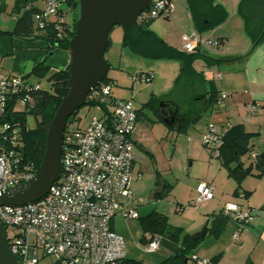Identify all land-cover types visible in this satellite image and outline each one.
Listing matches in <instances>:
<instances>
[{
    "label": "built area",
    "instance_id": "built-area-1",
    "mask_svg": "<svg viewBox=\"0 0 264 264\" xmlns=\"http://www.w3.org/2000/svg\"><path fill=\"white\" fill-rule=\"evenodd\" d=\"M44 3L32 16L36 27L43 29L49 21L63 22L66 0H34L25 10ZM175 8L173 0H153L141 13L137 23L168 18ZM17 20V16H13ZM184 51L194 53L203 48L218 50L221 43L198 33L183 36ZM220 78L221 75L219 74ZM152 75L132 76L134 83H149ZM41 84L25 74H0V195L6 190L31 180L36 174L34 166L24 164L21 154V136L18 127L6 121L7 106L16 99L15 109L25 110L32 103L33 94ZM113 84L101 83L87 97L88 103L102 106V118L93 119L83 127H66L61 151V175L47 194L23 205L0 206V221L7 231L10 251L16 264H40L50 258L59 264H122L126 247L122 236L113 228L114 218L139 219L132 190L135 155L133 134L137 123V109L132 100L113 98ZM221 98H227L222 93ZM257 110L248 106L249 114ZM231 124L210 123L201 137L202 144L214 158L221 156L224 136ZM256 159L257 154L251 153ZM141 175L138 174V179ZM214 188L201 181L196 197L187 204L178 205L177 211L198 209L213 200ZM221 214L238 223L233 238L253 220V213L237 203H226ZM150 239V237H148ZM159 249L157 238L145 244V250ZM196 264H212L205 259L193 258Z\"/></svg>",
    "mask_w": 264,
    "mask_h": 264
},
{
    "label": "crops",
    "instance_id": "crops-1",
    "mask_svg": "<svg viewBox=\"0 0 264 264\" xmlns=\"http://www.w3.org/2000/svg\"><path fill=\"white\" fill-rule=\"evenodd\" d=\"M15 3V0H0V8H3L2 12L11 14L13 18ZM216 3L224 6L228 10V20H235L234 25L237 34L234 35V32L230 31V23H227V20L218 28L201 34V36L205 38L220 39V48L218 50L203 48L201 52L216 58L231 57L239 59L229 63L222 62L216 66H207L202 59L194 63L195 69L198 72H203L205 77L204 89L208 94L204 100L205 108L203 112L199 116L197 122L189 125L185 133L189 132L191 129L197 131L200 136H202L210 123H215L219 126L225 124L242 125L247 133L255 134L251 141L252 153L258 156L264 152V42L252 50V41L246 34L244 22L237 12V6L240 0H229V5L226 4V0H216ZM173 4L175 8L173 14L168 18L155 20L149 28L169 45L180 51H184L182 36L191 35L197 31L194 28L185 0H173ZM35 6L40 9L43 8L44 3L39 1ZM62 9L66 12L64 6ZM65 19L67 20V18ZM177 23H180L182 26L179 27L181 28L179 30L180 35L173 37V34L166 28L167 26L175 27ZM121 28L122 31H120L118 35L120 44H118L117 51L112 53V49H110L109 46L105 55L109 66L108 72L118 69V72H115L113 76H108L113 84L112 97L116 99L132 100V98L127 97L128 93L125 90L116 91L120 93L121 97L116 96L114 87L118 84L125 85L128 83L127 81L133 82L132 76L141 73L152 75V80L148 83L151 84V96L161 97L170 92L174 88L175 80L180 73V64L175 60H150L133 54L122 44L124 31L123 27ZM13 29L14 25L11 26V28L0 27V32H11ZM234 36H237L235 38L236 43L235 46L231 47L230 40H232ZM48 47L49 43L41 38L25 40L10 34L9 36H1L0 74H27L35 65L41 62L49 67L51 64L49 61L47 62V58L52 56L53 53H51L49 57L44 58L45 53L48 51ZM25 53L27 54V59L22 60L20 62L21 64H18L19 55ZM70 61V52L69 55L63 53L60 68L57 70L49 68L51 71L64 70L70 65ZM219 74L221 75L220 78L218 77ZM132 84L135 85L140 83L133 82ZM213 91L217 92V102H214V97L209 94ZM222 93L227 94V98L222 99ZM175 98L182 101L181 96L179 97L177 95ZM210 99L211 101L209 102ZM250 104L257 105V110L253 114H249L248 111V106ZM136 109L138 110L137 107ZM145 112L146 110L143 112L144 115ZM140 120H137L133 134L134 145L139 143L138 148L152 157V153L143 149V145L139 142L141 140L136 138L137 124ZM189 142H191L190 138ZM134 155L135 170L133 173L132 190L135 195L133 184L141 180V178L138 179V174L143 177V169L140 167L137 168L136 164V160H142L140 154L134 152ZM247 157L249 160L246 156L242 158L244 166L253 165L255 167L256 159H252L249 156ZM219 166V173L217 176H205L200 180V182L205 181L210 183L214 188L213 200L203 203L197 210L195 209L192 211V213L186 216V220H184L183 224H171L170 217L163 215L168 218L172 226L182 229V235H190L193 239H197L200 233L207 228L208 233L205 234L193 248L190 254V260L187 264H196L193 260L194 257L209 261L218 257L215 264H264V176H257L260 171L254 169V175L246 177L239 186L237 182L228 175V171L222 165V162H220ZM156 174L160 177L158 171ZM165 183L163 185L164 190L168 186V184ZM162 193L163 190L158 192L159 195ZM194 197H196V190H192L191 194H188L185 202L191 201ZM128 202L135 206L137 205L135 196L134 200ZM230 202L237 203L241 208L250 210L253 213V220L246 225L237 239H234L233 235L238 230V223L233 220L221 222L216 218L217 215L221 213L224 205ZM180 204L181 203L176 205L177 213V206ZM186 212L187 211L179 213L185 214ZM115 219L116 217L114 218L113 225ZM156 238L159 244L157 253L159 252L162 261L172 255L180 253L183 249L180 242H175L161 236ZM125 260L134 259H127L126 252ZM54 263L56 262H51V264Z\"/></svg>",
    "mask_w": 264,
    "mask_h": 264
},
{
    "label": "trees",
    "instance_id": "trees-1",
    "mask_svg": "<svg viewBox=\"0 0 264 264\" xmlns=\"http://www.w3.org/2000/svg\"><path fill=\"white\" fill-rule=\"evenodd\" d=\"M33 1H16L13 9V15L17 16L14 29L11 32H0V35L8 33L25 40L45 39L49 43L47 57L57 48L70 52L69 42L75 32L74 21L68 22L66 19L63 22L57 20L49 21L43 29H39L32 21L33 14L39 12V8L32 7L30 10H25L27 4ZM185 2L198 34L218 28L229 18V12L224 6L216 3V0H185ZM260 2L261 0H240L238 6V15L242 18L245 32L252 41V50L264 42V12L258 11ZM66 5L72 8V0H66ZM2 11L3 8H0V12ZM154 21L137 23L133 29L123 28L122 44L133 54L145 59L175 60L180 64V73L175 80L174 88L167 95L161 97L153 95L137 110V120L144 116L143 112L146 110L153 117L165 123L162 113L164 110L175 118L174 123H165L166 127L176 133H185L189 125L197 122L203 112L205 108L204 100L208 94L204 89L205 77L203 72H198L194 67V63L202 59L207 66H216L222 62L229 63L239 58H216L201 51L194 53L180 51L150 30L149 27ZM218 40L221 43V40ZM69 68L70 65L64 70L51 71L43 62L35 65L29 73L25 74V77L39 83L45 79L50 85V89L47 90L41 87L40 91L33 94L32 103L28 104L24 111L15 109V98L10 100L7 106L6 121L20 130L22 161L24 164L34 166L37 172L41 167L47 149V135L51 122L62 100L69 94L71 89ZM109 81L107 73L103 83H108ZM209 94L214 97V102L218 101L216 99V91ZM177 95L181 96L182 101L175 98ZM88 105L95 106L92 102H89ZM78 111L68 120L67 128L71 125L81 126L76 118ZM28 115L40 118L37 126L33 129L27 125ZM179 121L181 122L179 123ZM254 136L255 134L247 133L242 125H232L223 138L224 144L221 148V156L218 159L221 160L222 165L227 169L228 175L239 186L246 177L254 175V169L260 171L257 176H264V152L257 156L255 167L253 165L245 167L242 161L243 157L247 154L250 156L252 153L251 141ZM216 218L221 222L229 220L221 213ZM139 219L142 225L144 235L142 242L144 244L161 236L180 242L183 246L180 253L166 258L159 264H187L193 248L208 233L207 228H205L197 239H193L190 235H182L183 231L181 228L172 226L166 216L155 211ZM217 258L210 260L211 263L215 264ZM122 264L144 263L137 260H124Z\"/></svg>",
    "mask_w": 264,
    "mask_h": 264
},
{
    "label": "rangeland",
    "instance_id": "rangeland-1",
    "mask_svg": "<svg viewBox=\"0 0 264 264\" xmlns=\"http://www.w3.org/2000/svg\"><path fill=\"white\" fill-rule=\"evenodd\" d=\"M16 1L17 0H15V2ZM226 4L229 5V0H226ZM64 9L67 12V20L73 22L71 8L64 5ZM258 11L264 12V0H261ZM227 23H230L229 29L236 35L235 20L229 19ZM13 25H15V21L12 15L0 12L1 28H11ZM175 25V27H165L173 34V37L180 35L179 30L181 28L179 27H182L180 23ZM121 29V26H116L110 32L109 39H111L110 49H112V53L117 51L118 44H120L118 35L120 31H122ZM1 36H9V34H3ZM236 37L237 36H234V38L230 40L231 47L235 46ZM52 53V56L47 58L46 52L44 58H47V62L49 61L51 64L49 66L50 68L57 70L62 64V54L66 53L69 55V51L57 48ZM19 56L18 64H21L20 62L22 60L27 59L26 53ZM115 72H118V69L110 70L108 76H113ZM127 82L128 83L125 85L117 83L118 85L114 87L115 95L121 97L120 93L116 91H127V97L132 98L135 106L140 109L143 104L151 98V84L144 82L133 85V82ZM40 84L43 89H50V85L45 79L41 80ZM19 111L24 110L20 107ZM102 116V107L87 105L78 111L76 118L79 120L81 127H83L90 123L91 120L102 118ZM39 120L40 118L28 115L27 125L29 128L33 129L37 126ZM201 137L202 136H200L197 131L191 129L189 132L183 134L171 132L163 122L153 117L150 112H145V115L137 124L136 138L141 140L139 142L143 145V149L152 153V157L138 148L139 143L134 147V152H138L142 159L136 160L137 168L140 167L143 169V177L133 184L134 196L137 200L136 208L140 218L146 217L148 214L155 211L170 217L171 224H183L184 220H186V216L195 210L193 208H188L185 214H180L176 212V205L179 203H188L185 202V199L188 194H191L192 190H196V186L202 177L217 176L219 173V164L221 162L220 159L214 158L213 153L201 144ZM189 138L191 142H189ZM248 155L249 154L246 155L247 159ZM157 171L160 177L156 174ZM163 181L164 183L166 182L169 187L167 186L165 190L163 187V194L159 195L158 191L161 189ZM113 228L124 240L127 259L131 258L142 261L144 264H159L162 262L159 252H148L145 250V244L142 242L144 235L140 219L126 220L122 216H117ZM51 262L52 260L47 258L42 260L40 264H51Z\"/></svg>",
    "mask_w": 264,
    "mask_h": 264
},
{
    "label": "water",
    "instance_id": "water-1",
    "mask_svg": "<svg viewBox=\"0 0 264 264\" xmlns=\"http://www.w3.org/2000/svg\"><path fill=\"white\" fill-rule=\"evenodd\" d=\"M153 0H72L75 32L69 42V94L62 100L47 135V149L37 174L29 181L12 187L0 195V206L23 205L43 198L61 175V151L68 120L88 105V95L105 79L108 72L106 51L109 35L116 26L133 29L138 17ZM164 121L175 118L162 111ZM181 121H179L180 123ZM161 185L160 192L163 188ZM0 264H16L10 251L7 231L0 221Z\"/></svg>",
    "mask_w": 264,
    "mask_h": 264
}]
</instances>
